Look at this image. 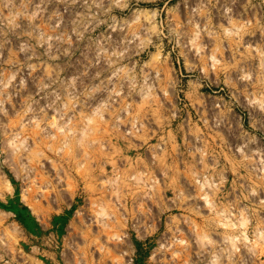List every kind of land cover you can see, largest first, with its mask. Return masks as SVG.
I'll use <instances>...</instances> for the list:
<instances>
[{
	"label": "rangeland",
	"instance_id": "374dc122",
	"mask_svg": "<svg viewBox=\"0 0 264 264\" xmlns=\"http://www.w3.org/2000/svg\"><path fill=\"white\" fill-rule=\"evenodd\" d=\"M0 264H264V0H0Z\"/></svg>",
	"mask_w": 264,
	"mask_h": 264
}]
</instances>
